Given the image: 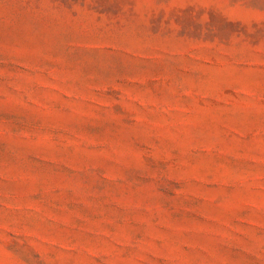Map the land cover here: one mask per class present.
I'll return each mask as SVG.
<instances>
[{"label": "rangeland", "instance_id": "1", "mask_svg": "<svg viewBox=\"0 0 264 264\" xmlns=\"http://www.w3.org/2000/svg\"><path fill=\"white\" fill-rule=\"evenodd\" d=\"M0 264H264V0H0Z\"/></svg>", "mask_w": 264, "mask_h": 264}]
</instances>
